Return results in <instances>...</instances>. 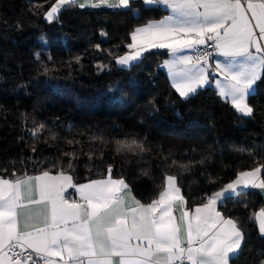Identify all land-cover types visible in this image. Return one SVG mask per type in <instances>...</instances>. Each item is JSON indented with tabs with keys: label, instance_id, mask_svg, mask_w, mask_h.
I'll use <instances>...</instances> for the list:
<instances>
[{
	"label": "trees",
	"instance_id": "16d2710c",
	"mask_svg": "<svg viewBox=\"0 0 264 264\" xmlns=\"http://www.w3.org/2000/svg\"><path fill=\"white\" fill-rule=\"evenodd\" d=\"M54 1L0 0V173L7 171L5 177L57 171L68 162L65 153H75L76 183L106 176L111 165L112 175L123 176L133 195L147 203L165 173L177 175L191 207L238 171L264 164V78L249 97L252 117L238 114L210 86L182 99L159 69L161 51L127 68L103 51L124 53L133 27L161 16V9H149L141 0L131 1L129 9L67 7L48 22L43 13ZM99 63L108 68L98 71ZM40 123L47 127L46 140L33 144L31 132ZM132 140L145 151H117L118 142ZM262 203L248 190L219 207L245 231L243 249L230 264L264 259V237L251 219Z\"/></svg>",
	"mask_w": 264,
	"mask_h": 264
},
{
	"label": "snow or ice",
	"instance_id": "6c2138e0",
	"mask_svg": "<svg viewBox=\"0 0 264 264\" xmlns=\"http://www.w3.org/2000/svg\"><path fill=\"white\" fill-rule=\"evenodd\" d=\"M143 2L168 14L136 26L122 55L103 50L115 64L131 67L151 50L165 49L170 58L162 66L181 98L214 81L219 97L241 116L252 117L249 97L264 78V0H245L246 6L241 0ZM130 5L131 0H55L43 15L52 22L67 7ZM95 48L100 50V45ZM213 57L219 58L210 63ZM45 127L33 129V138ZM118 143V152L145 151L136 140ZM65 155L66 166L55 173L13 172L10 178H5L7 171L0 173V264H230L243 249L245 231L219 207L249 189L264 192V164L258 163L238 171L235 179L191 207L177 175L165 173L156 197L142 203L123 176L112 175L111 165L103 178L74 182L78 157ZM251 219L264 237V207Z\"/></svg>",
	"mask_w": 264,
	"mask_h": 264
},
{
	"label": "crops",
	"instance_id": "0c3cea01",
	"mask_svg": "<svg viewBox=\"0 0 264 264\" xmlns=\"http://www.w3.org/2000/svg\"><path fill=\"white\" fill-rule=\"evenodd\" d=\"M131 1H133V0H131ZM142 2H143V0H141ZM55 2V1H54ZM53 2V3H54ZM241 2H242V4H245V0H241ZM143 5L145 6V3L143 2ZM245 6H246V4H245ZM145 7H147V8H152V9H156V8H159V9H161L162 10V14H161V16H159V17H149L148 19H146L145 21H143L142 23H140V24H138V25H136V26H139V25H143L144 23H146L148 20H151V19H160V18H162L163 16H165V15H167L168 14V12H167V10H165V9H163L162 7H160V6H145ZM48 10V9H47ZM46 10V11H47ZM45 11V12H46ZM138 13H139V11L138 10H134V14H135V16H137L138 15ZM46 20V19H45ZM47 21V20H46ZM136 26H134L133 27V29L136 27ZM132 29V30H133ZM131 30V31H132ZM131 31H130V33H131ZM130 33H129V43H130ZM159 51H161V53L162 54H164V57L162 58V60H161V62H160V64H159V69H161L164 73H165V75H166V78H167V81H168V83H169V85L171 86V88L175 91V89L172 87V85H171V80H170V77H169V75H168V72H167V69L166 68H164L162 65H163V61L164 60H167V59H169L170 57H169V53H168V51L167 50H165V49H158ZM127 51V50H126ZM123 54V53H122ZM122 54H120V55H122ZM149 54V53H148ZM217 58H219V57H213V59L210 61V63H214V61H215V59H217ZM220 59H222V58H220ZM118 66V65H117ZM119 67H121V66H119ZM124 68H127V67H124ZM257 84V83H256ZM206 86H210V87H212L213 88V90L215 91V93H216V95L218 96V94H217V90H216V88H215V85H214V81H212V82H210L208 85H206ZM205 86V87H206ZM205 87H203V88H205ZM255 88H256V85H255ZM175 93L179 96V94L175 91ZM180 97V96H179ZM219 97V96H218ZM181 98V97H180ZM221 100H223L221 97H219ZM182 99H184V98H182ZM225 101V100H224ZM229 103V102H228ZM230 104V103H229ZM231 105V104H230ZM234 109V108H233ZM56 171H53V173H55ZM39 172H37V173H34V174H29V175H35V174H38ZM105 177V176H104ZM5 178H9V177H5ZM101 178H103V177H101ZM93 179H100V178H93ZM233 179H235V178H233ZM232 179V180H233ZM89 180H92V179H89ZM89 180H85V181H83V182H80V183H86V182H88ZM231 181V180H230ZM229 181V182H230ZM228 183V182H227ZM227 183H225V184H227ZM221 187H223V185L221 186ZM220 187V188H221ZM219 188V189H220ZM219 189H217V190H215V191H218ZM249 190H251V191H255V192H257L260 196H261V198L263 199V203H262V205L255 211V212H257V211H259V209L260 208H262V207H264V192H262L261 190H259V189H249ZM215 191H213V192H215ZM248 191V190H247ZM69 192L73 195V196H76V194H75V192H74V190H69ZM212 192V193H213ZM211 193V194H212ZM133 194V193H132ZM210 194V195H211ZM157 195V194H156ZM156 197V196H155ZM154 197V198H155ZM151 201V200H150ZM149 201V202H150ZM143 203V202H142ZM148 203V202H147ZM254 212V213H255ZM227 217V216H226ZM255 223V222H254ZM255 225H256V228L258 229V226H257V224L255 223Z\"/></svg>",
	"mask_w": 264,
	"mask_h": 264
},
{
	"label": "rangeland",
	"instance_id": "374dc122",
	"mask_svg": "<svg viewBox=\"0 0 264 264\" xmlns=\"http://www.w3.org/2000/svg\"><path fill=\"white\" fill-rule=\"evenodd\" d=\"M42 50H45L46 51V48L44 47ZM36 56L37 57H40V53L38 52V53H36ZM101 66H107V65H101L100 63L99 64H96V67H97V69H98V71H100V72H102L105 68H103L102 69V67ZM107 68H108V66H107ZM46 69V68H45ZM113 89V88H112ZM40 124H43V125H45L44 123H40ZM39 124V125H40ZM46 126V125H45ZM47 134V127H45V130L42 132V133H40L36 138H34V140H33V144H35V143H37V142H44L46 139H45V135ZM49 135L50 136H52L53 134L50 132L49 133ZM57 137V135L55 134V138ZM76 162V161H75ZM75 162H74V165H75ZM67 164V163H66ZM66 164H65V166H66Z\"/></svg>",
	"mask_w": 264,
	"mask_h": 264
},
{
	"label": "water",
	"instance_id": "95a60500",
	"mask_svg": "<svg viewBox=\"0 0 264 264\" xmlns=\"http://www.w3.org/2000/svg\"><path fill=\"white\" fill-rule=\"evenodd\" d=\"M147 6V5H145ZM102 9H109V10H117V9H111V8H107V7H102ZM72 10L73 11H76L77 10V7L76 6H72ZM159 50L158 49H153L149 52V54H153V53H156L158 52Z\"/></svg>",
	"mask_w": 264,
	"mask_h": 264
}]
</instances>
